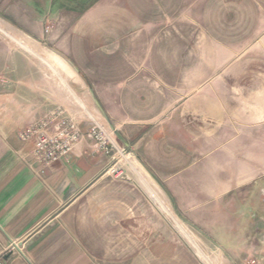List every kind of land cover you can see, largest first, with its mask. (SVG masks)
<instances>
[{
	"label": "crops",
	"instance_id": "0c3cea01",
	"mask_svg": "<svg viewBox=\"0 0 264 264\" xmlns=\"http://www.w3.org/2000/svg\"><path fill=\"white\" fill-rule=\"evenodd\" d=\"M0 19L68 66L0 63V264H204L173 204L223 264H264V0H0ZM58 107L83 136L44 163L20 133Z\"/></svg>",
	"mask_w": 264,
	"mask_h": 264
},
{
	"label": "built area",
	"instance_id": "2783aa9c",
	"mask_svg": "<svg viewBox=\"0 0 264 264\" xmlns=\"http://www.w3.org/2000/svg\"><path fill=\"white\" fill-rule=\"evenodd\" d=\"M87 133L95 140L98 149L112 152L113 160L106 172L114 177L123 176L124 166L131 164L130 152L114 141L110 129L100 124H92ZM20 136L23 140L35 138V157L44 163H51L68 158L81 140L83 131L80 122L71 117L65 109L58 107L22 130ZM164 213L178 225L173 218L174 213L167 207H164Z\"/></svg>",
	"mask_w": 264,
	"mask_h": 264
},
{
	"label": "rangeland",
	"instance_id": "374dc122",
	"mask_svg": "<svg viewBox=\"0 0 264 264\" xmlns=\"http://www.w3.org/2000/svg\"><path fill=\"white\" fill-rule=\"evenodd\" d=\"M0 24L9 28L7 32L0 29V63H2V65L5 63V60L10 57L14 59L29 58L33 60L35 64H40L41 59L44 57L50 59L51 62L56 64L57 68L63 72V74L66 73H64L62 69L65 68L66 71L68 66L55 54V51L45 48L39 44L37 40H34L24 32L14 28L12 24L6 20L0 19ZM49 70L50 76L55 77L57 73L54 69L50 67ZM107 127L112 131L108 124ZM262 187H264V185ZM258 188V190H260L261 185H259ZM250 196L251 194L243 195V201L249 202ZM173 213L185 227L186 231L191 235L193 240H191L190 237L186 235V233L175 223V221H172L163 210V215L170 221V227L173 229L174 233L190 246V248L204 262V264H223V251L215 239L217 238V235L215 234V237L210 236V233H212L211 231H213L212 229L217 228L201 227L184 220L178 214L174 204ZM215 213L217 214L218 212L216 211ZM198 248L202 251L205 257L198 252Z\"/></svg>",
	"mask_w": 264,
	"mask_h": 264
},
{
	"label": "bare ground",
	"instance_id": "6f19581e",
	"mask_svg": "<svg viewBox=\"0 0 264 264\" xmlns=\"http://www.w3.org/2000/svg\"><path fill=\"white\" fill-rule=\"evenodd\" d=\"M0 29L7 32L9 28L7 26L5 27L0 24ZM173 218L178 222V226L186 233V235H188L190 239L193 240L191 235L186 231L185 227L181 224V222L178 220V218L174 214H173Z\"/></svg>",
	"mask_w": 264,
	"mask_h": 264
},
{
	"label": "water",
	"instance_id": "95a60500",
	"mask_svg": "<svg viewBox=\"0 0 264 264\" xmlns=\"http://www.w3.org/2000/svg\"><path fill=\"white\" fill-rule=\"evenodd\" d=\"M114 129V128H113Z\"/></svg>",
	"mask_w": 264,
	"mask_h": 264
}]
</instances>
